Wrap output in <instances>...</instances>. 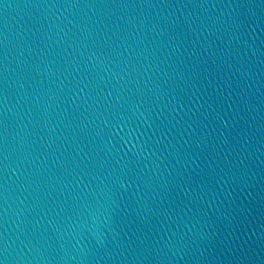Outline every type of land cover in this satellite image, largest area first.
<instances>
[{
    "label": "water",
    "instance_id": "95a60500",
    "mask_svg": "<svg viewBox=\"0 0 264 264\" xmlns=\"http://www.w3.org/2000/svg\"><path fill=\"white\" fill-rule=\"evenodd\" d=\"M0 264H264V0H0Z\"/></svg>",
    "mask_w": 264,
    "mask_h": 264
}]
</instances>
